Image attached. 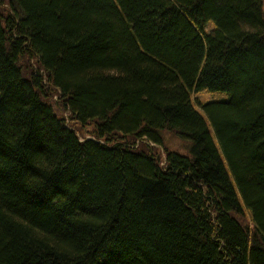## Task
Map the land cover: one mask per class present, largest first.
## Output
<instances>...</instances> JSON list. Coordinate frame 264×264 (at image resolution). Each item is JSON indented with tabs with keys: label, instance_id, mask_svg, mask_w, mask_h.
Segmentation results:
<instances>
[{
	"label": "trees",
	"instance_id": "1",
	"mask_svg": "<svg viewBox=\"0 0 264 264\" xmlns=\"http://www.w3.org/2000/svg\"><path fill=\"white\" fill-rule=\"evenodd\" d=\"M0 264H264V0H0Z\"/></svg>",
	"mask_w": 264,
	"mask_h": 264
},
{
	"label": "rangeland",
	"instance_id": "2",
	"mask_svg": "<svg viewBox=\"0 0 264 264\" xmlns=\"http://www.w3.org/2000/svg\"><path fill=\"white\" fill-rule=\"evenodd\" d=\"M209 29L211 27V24H208L207 26ZM224 96L223 92H201L198 93V95H193L192 99H194V103L197 109L202 110V107L199 102H207L210 100H221L222 97ZM204 112V110H202ZM205 114V113H204ZM66 115V114H65ZM206 116V114H205ZM163 139H164V146L168 149H173L177 150L181 153H188L189 151V146L187 139H185L182 136H178L174 132H169V131H164L163 132ZM160 154L161 157H164L165 152L162 147H160ZM233 179V177H232ZM235 181V179H233Z\"/></svg>",
	"mask_w": 264,
	"mask_h": 264
}]
</instances>
